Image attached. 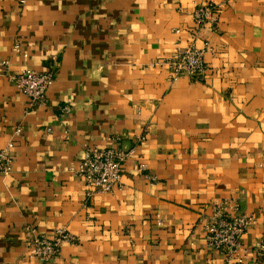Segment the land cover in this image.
<instances>
[{"label":"crops","instance_id":"obj_1","mask_svg":"<svg viewBox=\"0 0 264 264\" xmlns=\"http://www.w3.org/2000/svg\"><path fill=\"white\" fill-rule=\"evenodd\" d=\"M192 44L201 81L154 66ZM2 62L0 264H43L30 240L59 229L77 241L48 264H264V0H0ZM25 70H52L47 106L11 81ZM108 148L132 151L121 187L88 195L76 169ZM227 201L252 218L232 260L203 230Z\"/></svg>","mask_w":264,"mask_h":264},{"label":"built area","instance_id":"obj_2","mask_svg":"<svg viewBox=\"0 0 264 264\" xmlns=\"http://www.w3.org/2000/svg\"><path fill=\"white\" fill-rule=\"evenodd\" d=\"M21 2L24 3L25 0ZM219 18L217 6L213 4L199 6L193 15L198 31L215 28L219 23ZM14 50L20 51L19 44L15 45ZM209 51L208 45L198 48L192 44L178 50L173 57L156 62L154 66L165 68L172 82L184 77L199 82L203 79L206 68L205 56ZM6 66L7 62L0 63V70ZM54 80L52 70L45 72L25 70L11 77L16 88L33 104L39 106H47L48 92ZM11 148L12 144L6 149L0 148V176H7L12 171ZM131 155L132 151H125L121 148L88 151L76 169V174L82 178L87 187V194H113L119 189L123 166ZM145 168V164L140 165L141 170ZM251 223L252 218L240 213L236 203L227 201L217 205L212 216L203 221L208 247L228 260L236 259L239 255L241 237ZM76 241V237L67 230L59 229L52 239L34 236L30 240V248L32 256L38 258L43 264H48L60 256L63 244H75ZM259 249L258 257L264 261V246H260Z\"/></svg>","mask_w":264,"mask_h":264}]
</instances>
